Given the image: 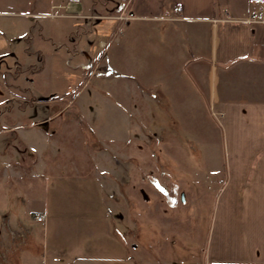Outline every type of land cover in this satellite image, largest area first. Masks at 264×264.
Here are the masks:
<instances>
[{
	"label": "rangeland",
	"instance_id": "1",
	"mask_svg": "<svg viewBox=\"0 0 264 264\" xmlns=\"http://www.w3.org/2000/svg\"><path fill=\"white\" fill-rule=\"evenodd\" d=\"M118 2L119 6L113 0H96L94 11H117L125 4L123 0ZM40 19L38 25L51 29L40 41L50 47V62L31 76L37 65L25 69L13 59L7 66L9 75L0 76V128L13 127L0 129V215L11 212L24 220L34 227L33 233L42 243L43 231H38L37 223L28 217L39 211L51 218H82L87 216L88 205L98 199L106 204L113 218L124 221L120 228L130 229L126 239L134 240L137 251L147 250L143 245L146 236L151 251L167 252L170 257L179 253V264H202L216 175L224 168V150L222 133L214 119L219 121L220 115L213 117L207 111L202 97L193 93L196 86L190 69L179 65V31L165 41L164 30L169 31L171 26L157 24L161 32H156L155 37L148 33L145 40L144 29L152 27L153 22L145 26L144 22L149 23L146 20L98 17L76 20L70 36L63 34L70 25L66 20L56 17L55 25L50 26ZM92 22L97 30L94 47L89 49L87 41L80 39ZM133 32L140 44L150 41L161 46L163 54H158V59L164 58L167 51V74L163 63V73H159L158 64L149 55L142 57L146 65L114 63L117 57L111 59L110 51L113 42L120 37L128 42ZM99 39L106 45L98 47ZM142 45L129 49L136 53V61L148 51ZM28 46L30 55H37L33 43ZM83 48L96 57L102 54L103 60L94 57L90 63ZM39 62L37 69L43 66L42 58ZM79 62H84L85 67ZM124 71L137 73V79H130L134 85L130 93L123 83L114 80ZM25 75L34 77V83L26 82ZM9 92H19L22 98ZM48 95V100L57 104L77 96L75 105L83 113L78 115L80 118L75 113L68 114L67 121L50 134L47 145L38 134H31V139L41 144L32 143L35 151L21 142L17 135L20 123L15 114L6 113V108L16 106L17 101L27 105L33 96L39 99L36 106L41 107ZM52 126L43 125V130L51 132ZM6 141L10 144L5 145ZM96 160L99 170L94 167ZM95 187L102 191H95ZM2 240L0 227V243ZM13 254L4 264H14Z\"/></svg>",
	"mask_w": 264,
	"mask_h": 264
},
{
	"label": "crops",
	"instance_id": "2",
	"mask_svg": "<svg viewBox=\"0 0 264 264\" xmlns=\"http://www.w3.org/2000/svg\"><path fill=\"white\" fill-rule=\"evenodd\" d=\"M95 1L0 0V76L9 75L7 66L13 59L19 60L27 69L36 65L38 68L37 63L42 58V68H36L31 76L40 73L50 62V47H45L40 41L41 36L50 33L51 29L38 25L40 18L45 19L50 26L55 25L53 20L56 17L66 20L70 25L63 34L70 36L76 20L98 17L118 21L121 18L146 20L149 23L146 25L144 22L145 26L153 22L152 27L144 29L145 40L148 33H153L155 37L156 32H161L157 24L171 26L169 31L164 30L165 41L179 31V65L190 69L196 86L193 93L196 95L198 92L202 97L207 111L213 117L220 115L219 121L214 119L222 133L224 150V168L216 175L214 206L202 264H264V23L228 19L240 17L258 3L264 5V0H168L169 4H164L165 0L160 4L157 0H123L125 4L117 7V11L107 13L95 12ZM113 1L119 6L120 1ZM94 26L92 22L90 29H85L80 39L87 41L89 49L94 47L97 30ZM132 35L128 42L123 37L113 42L115 46L112 44L110 51L113 56L111 59L117 57L114 63L121 66L146 65L142 57L149 55L158 64L156 69L159 73H163V63L164 74H167V51L164 58L158 59V54H163L161 46L150 41L142 45L135 36L137 33L133 32ZM29 43H33L37 52L33 57L30 55ZM96 44L98 47L106 45L103 39H99ZM140 45L147 47L148 51L136 61V53L129 49ZM82 50L91 63L96 55L84 48ZM96 58L102 61L104 57L101 54ZM78 64L85 67L84 62ZM24 71L22 69L21 73ZM181 73L179 69V75ZM136 75L124 71L114 76V80L123 83L127 87L126 92L130 93L134 87L130 79H137ZM24 77L26 82L35 81L34 77ZM20 89L23 90V87L20 86ZM9 94L21 97L19 92ZM48 97L42 100L41 107L36 106L39 99L33 96L27 105L17 101L16 106L6 108V113L15 114L20 123L17 135L21 142L35 151V146L41 144L31 139V134H38L44 140L43 145H47L50 134L55 133V127L67 121L68 114L75 113L79 117L83 113L79 105H75L77 96L58 104L48 100ZM25 116L28 117L26 121ZM47 124H53L51 132L43 130V125ZM10 128L13 127L0 129ZM9 144L6 141L5 145ZM98 162L94 161L97 169ZM101 184L99 181V186ZM94 190L102 191L96 187ZM105 205L102 200L94 199L88 205L87 216L82 218H51L36 211L44 216L43 222L35 221L33 216L27 219L35 221L38 231H43L42 243L34 235V227H31L26 241L13 254L12 263L179 264V253L170 257L167 252L148 249L146 236L143 245L147 250L137 251L138 245L134 240L126 239L130 229H121L120 222L124 221L113 218ZM7 213L17 219L11 212ZM134 236L133 233V239Z\"/></svg>",
	"mask_w": 264,
	"mask_h": 264
},
{
	"label": "built area",
	"instance_id": "3",
	"mask_svg": "<svg viewBox=\"0 0 264 264\" xmlns=\"http://www.w3.org/2000/svg\"><path fill=\"white\" fill-rule=\"evenodd\" d=\"M228 19L236 22L264 23V5L258 3L254 9L243 13L240 17ZM34 219L35 221L43 222L44 216L36 214ZM0 227L4 236V240L0 243V264H4L7 261V257L13 254L26 241L31 233V228L25 221L19 218L15 219L10 213H2L0 215Z\"/></svg>",
	"mask_w": 264,
	"mask_h": 264
}]
</instances>
